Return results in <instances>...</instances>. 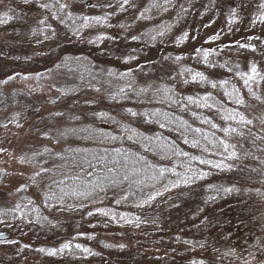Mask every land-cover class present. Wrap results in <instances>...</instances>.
<instances>
[{"label":"rangeland","instance_id":"obj_1","mask_svg":"<svg viewBox=\"0 0 264 264\" xmlns=\"http://www.w3.org/2000/svg\"><path fill=\"white\" fill-rule=\"evenodd\" d=\"M233 1H226V5L234 12L233 16L216 14L221 10L226 11L227 6L224 4L217 11L211 1L207 5L205 0L170 2L163 10L165 14L157 15L159 6L153 8L148 0H139L138 3L128 4H98L91 8L76 6L79 9L76 10L77 16L72 15L75 13L70 8L65 12L71 15L59 18L51 1L31 0L29 4H24L23 0H0V35L6 40L2 46V58L17 56L24 58L28 64V67L23 68L24 71L19 69V64V67L16 66L18 69L10 74H6L8 67L2 66L0 209L3 204L20 203L32 191L37 197L44 193V184L53 178L47 166L53 168V163L63 159L52 158L59 144L66 141L63 148H68L69 142L77 139L79 146L84 135L96 133L94 126L100 119L103 122L136 121L134 118L137 115L132 116L131 112L138 113V108L140 110L147 98L153 99L157 95L161 85L165 84L163 79L178 83L181 75L187 79L193 91L202 89L205 92L216 88L223 99L233 100L235 109L222 110L217 117L213 114L212 119L222 123L216 129L220 131L227 123L225 118L235 116V122H230L231 127L244 133L243 137L231 134L230 141L236 146L239 158L230 159L222 167L225 173L230 172L228 166L235 161L231 171L236 178L239 176L235 173H239L244 181H241L239 188L231 187L245 193L242 183L247 185L253 179L251 173L255 166L261 159L264 160V151L260 150L264 149V139H255L256 136L264 137V125L261 124L264 119V23L260 22L264 18V8L253 16V12L245 14L250 11L244 4L246 1ZM56 3L59 6L65 5L60 1ZM40 4H48L49 7L41 8ZM69 45L76 49L74 55H71L74 52H71ZM193 49L197 54L192 55ZM4 63L2 61V65L7 64ZM43 63H47L44 69H38V64ZM253 66L257 73L251 71ZM196 73H202L206 79L196 77L194 80ZM213 83L216 87L212 86ZM197 84L200 87L194 90ZM241 99L244 103H237ZM121 104H125L123 109L119 107ZM220 105L224 104L221 102ZM240 115L253 123L243 126L239 123ZM249 129L254 135H249ZM81 145L83 147L84 143ZM190 148L198 153L204 150L193 146ZM36 169L40 170L37 174L40 178L34 176ZM67 180L71 185L75 182ZM226 189H230V186ZM192 190L199 191V188ZM216 190V199L227 194L222 186ZM184 201L185 198L179 203L182 209L186 205ZM199 201L195 211L189 210L192 212L190 218L182 217L176 221L171 217L167 218L168 221L165 218L167 212L154 210L152 206L149 207L151 211L148 217L141 219L139 215L144 212L139 213V209L147 207L143 204L133 213L132 226L139 228V231L135 230L143 234L145 230L162 227H157L160 225L158 223L175 228L177 224L187 223L191 227L198 213L202 214L208 206L206 202ZM92 211L87 209L81 213L80 220L73 211L70 212L71 217L57 212L61 219L60 222L56 221L57 225L51 217L44 216L39 233L43 236L45 233H60L62 237L74 234L73 231L81 233L87 227L81 221L89 223L93 219L88 239L95 243L91 238L98 230L101 231L100 237H108L110 234L108 227L99 228L103 222L95 218L97 215H89ZM150 220L158 225L151 224ZM98 222L101 223L97 228ZM128 227L123 225L118 228L119 245L104 239L100 244L97 239V243L90 246L91 251L96 253L99 250V256H102L101 253L110 251L105 246L110 242L121 253ZM3 228L13 232L14 238L10 240V245L14 249H17L15 246H18V242H22L27 251L26 239L36 231L18 234L12 227ZM128 235L125 241L131 240L127 242L129 248L126 247V251L130 253L137 248L138 243L133 240L132 234ZM137 237H141V234ZM2 242L0 251L6 253L8 247L2 245ZM223 243L220 242V248ZM19 249L18 255L25 252ZM158 253L164 255L165 251L161 249ZM8 254L14 257L12 253ZM33 254H27L28 260Z\"/></svg>","mask_w":264,"mask_h":264},{"label":"trees","instance_id":"obj_2","mask_svg":"<svg viewBox=\"0 0 264 264\" xmlns=\"http://www.w3.org/2000/svg\"><path fill=\"white\" fill-rule=\"evenodd\" d=\"M38 1L53 2L59 18L71 15L65 12L70 8L75 13L72 15L77 16L76 10L79 9H76V6L91 8L98 4L123 3V0ZM55 1L63 2L67 7L58 8L59 5ZM88 1L91 4H87ZM174 1L179 0H148V3L152 4L153 8L159 6L160 11L157 15L160 13L163 15L166 6ZM209 1L217 11L221 10L224 4L226 5V1L234 2L233 0H205L204 3L210 5ZM244 1L250 9L245 14L253 12V16H256L263 9L260 5L264 4V0ZM138 2L139 0H129L128 3ZM226 6L227 10L224 8L226 11L221 10L216 14L233 16L234 12L231 7ZM3 42L6 40L0 35V79H2V66L8 67L6 74L14 73L19 64H21L19 69L22 71L25 70L23 68L28 67L24 58L17 56L2 58V46L6 44ZM69 47L72 48L71 52H74L71 55H74L76 49L73 45ZM192 53V55L197 54L194 49ZM2 61L3 63L6 61L7 64L2 65ZM46 64H38L40 66L38 69H44ZM215 76L219 75L215 74ZM180 78L178 83L163 79L165 84L161 85L159 92H156L157 95L153 99L146 97L147 100L140 110L138 108L137 116L134 118L136 121L103 122L100 119L94 126L96 133L84 135L79 146L77 139H72L68 148H63L66 141L59 144V149H55V155L52 158L61 160L63 157V159L53 163V168L47 166L53 178L49 179L46 184L42 183L45 187L44 193L37 197L35 192L32 191L31 194L28 192L29 196L24 197L20 203L3 204L0 209L3 227H12L18 234L20 232L30 234L36 231L26 239L27 243L24 242L28 248L27 251L22 242H18V246H15L17 249H14L10 245V240L3 241L2 245L8 248L5 251L7 254L0 251V264H194V262L195 264H245V261L248 264H262L264 262V162H262L264 160L261 159L255 166L254 172L251 173L253 179L247 185L242 183L246 192H239L241 176L235 173L239 176L238 179L231 171L232 163L235 161L230 163V172L225 173L226 170L222 167L228 163L227 161L230 162L227 157L232 149L226 152L221 142L234 144L230 141L231 134H226L223 129L232 126L230 122H235V120L225 118L227 123L219 131L216 129L222 123L219 120L216 121L217 119H212L213 114L217 117L222 110L235 109V105H232L233 100L228 97V99H223L215 90L216 88L205 92L202 89L193 91L187 79L183 75ZM199 87L200 85L197 84L194 90ZM188 97H192L191 102ZM205 97H208L207 101ZM221 102L224 105H220ZM123 105L125 104L119 107L123 109L125 107ZM131 109L134 110L132 107ZM161 123L165 127L161 128ZM213 124L216 127H213ZM195 129H200V131L197 132ZM130 136L132 139H129ZM185 139L188 143L184 142ZM194 141L195 146H193ZM190 146L204 150L198 153ZM182 153H188V155L185 156ZM139 157H143V161L136 163L135 167L143 168L144 171L132 177L130 181H123L122 176L126 171L123 166L125 160H127V167L130 168ZM201 160L212 163H201ZM113 161H119V163L114 164ZM144 161H147V165ZM213 164H221V167H213ZM109 168H113L114 171L110 173ZM161 168L166 169L163 175L159 173ZM37 169L34 176L40 172ZM201 173L207 175L200 178ZM37 177L40 178V176ZM185 178H191L187 184L183 182ZM67 179L74 180V184L71 185ZM173 183H178L179 186L172 187ZM165 186L169 190L165 191ZM221 186L224 189L230 186L233 190L227 191L226 195L216 199V189ZM231 186L238 188L234 189ZM193 188H199V191L192 190ZM157 191L161 194L148 204H144L147 207H142L143 210L139 209V213L144 212L139 215L141 219L144 216L148 217L151 206L154 210L167 212L165 218L171 217L175 221L182 217L190 218L192 212L189 210L195 211L199 200V202H206L208 206L202 214L198 213L191 227L184 223L177 224L176 229L169 227L166 222L170 228L168 230V227L163 226L162 223L158 225L150 220L151 224L162 227L145 230V234L138 233L139 228L132 226L133 213L140 208L138 205H143V200L147 199L150 194L155 195ZM80 193L87 194L81 195ZM183 198L186 204L184 209L179 205ZM117 200L119 203L116 202ZM87 209H93L92 213L97 215L95 218L103 222L101 226V222H98L97 228L99 226L102 229L108 227L110 234L108 237H100L101 231L97 229L91 241L97 243L98 239L101 244L104 239L119 245L120 229L118 228L129 225L125 236L132 234L133 240H137V248L132 249L130 253L127 252L126 247L129 248L127 242L131 239L125 241L124 236L122 243H125H123L121 253H118L115 245L110 242L105 245L110 248V251L105 248L107 252L101 253L105 255L104 258L103 255L99 256V250L93 253L90 246L95 243H91L88 239L93 219H90L89 223L81 221L87 225L82 231L84 233L81 232L82 234L73 231L74 234L62 237L60 233H45L44 236L39 233L44 216L51 217L57 225L56 221L61 220L57 212L71 217L70 212L73 211L80 220L81 213ZM99 209L107 211L109 215H103L97 211ZM150 218L155 221L153 216ZM139 234L141 237H137ZM222 241L224 243L220 248L219 244ZM36 244L38 248L35 247ZM64 244H68L69 248L60 251ZM153 247L157 249L153 250ZM85 248L89 251H84ZM225 248H228L226 252H224ZM18 249L25 252L18 255L20 253ZM52 249L57 250L55 255L48 254ZM101 249L104 250L103 247ZM161 249L165 251L164 255H159L158 251ZM29 252L34 254L28 260ZM8 253H12L14 257Z\"/></svg>","mask_w":264,"mask_h":264},{"label":"snow or ice","instance_id":"obj_3","mask_svg":"<svg viewBox=\"0 0 264 264\" xmlns=\"http://www.w3.org/2000/svg\"><path fill=\"white\" fill-rule=\"evenodd\" d=\"M30 2H31V0H23V3H24V4H29ZM123 2H124V4H128L129 0H123ZM40 7H41V8H48L49 5H48V4H40ZM60 7H61V8H65V7H67V5H60ZM122 7H123V5H122ZM260 7H261V8H264V4L260 5ZM141 15H143V13H141ZM96 19H99V18H96ZM0 22H2V21H0ZM260 22H261V23H264V18H262ZM161 35H162V33H161ZM185 36H187V34H185ZM133 39H135V37H133ZM241 47H243V45H241ZM197 51H199V50H197ZM206 56H207V52H205V57H206ZM251 71H252L253 73H257V69H256V67L253 66L252 69H251ZM196 77H200L201 80L206 79V78L203 76L202 73H196V75L193 77V79L195 80ZM249 79H251V77H249ZM222 83H227V81H223ZM247 83H248V79L245 80V84H247ZM212 86H213V87H216V84L213 83ZM250 91H251V90H250ZM255 98H256L257 100H260V99H261L260 97H255ZM204 99H205V101H207L208 97H205ZM188 100L191 102V101H192V97H188ZM237 103H244V101L241 99V100H238ZM205 106H209V105L205 104ZM129 112H131V110H129ZM131 115H132V116H136L137 113H135V112H131ZM226 119H233V120H235L236 117H235V116H230V117H226ZM239 123L242 124L243 126H248V125H251L253 122H252V120L247 119L245 116L240 115V116H239ZM261 124L264 125V119L261 120ZM160 127L163 128V127H165V125H164L163 123H161V124H160ZM213 127H216V125L213 124ZM195 131L199 132L200 129H195ZM223 131H224L226 134H234V133H236V134H239L241 137L244 136V133H243V132H239L238 129H237L236 127H231V126H229V127L225 128V129H223ZM249 135H254L253 133H251V130H250V129H249ZM113 139H115V137H113ZM129 139H132V137L130 136ZM255 139H264V137L256 136ZM255 139L253 140V143H254V144H255ZM184 142H185V143H188V140L185 139ZM221 144L223 145V147H224V149H225L226 152H227L230 148L232 149V151L230 152L229 156L227 157L228 159H233V158L238 159V158H239L238 153L235 151V148H236L235 145H229V144L224 143L223 141L221 142ZM195 145H196V142L194 141V142H193V146H195ZM169 150H171V149H169ZM260 150H261V151H264V149H260ZM117 151H118V150H117ZM182 155L187 156L188 153H182ZM193 159H195V157H194ZM141 161H143V157H139L136 161L133 162L132 166H131L130 168H128V167H127V160H125V164H124L123 166L126 168V171H125V174L122 176V180H123V181H130V180L132 179V177H136V176H138L142 171H144L143 168L137 169V168L135 167V164H136V163H140ZM113 163L116 164V163H119V161H113ZM201 163L211 164L212 162H211V161L201 160ZM144 164L147 165V161H144ZM213 167L220 168V167H221V164H213ZM228 167H231V165H229ZM108 171L111 173V172L114 171V169H113V168H109ZM165 171H166V169L161 168V169L159 170L160 175H163ZM189 171H191V169H189ZM205 175H207V174H206V173H201V174H200V178H202V177L205 176ZM189 179H191V178H185L183 182H184L185 184H187V183L189 182ZM137 182H138V181H137ZM178 186H179L178 183H173V184H172V187H178ZM167 190H169V189H168L167 186H165V191H167ZM232 190H233V189H225V191H232ZM80 194H81V195H86L87 193H80ZM160 194H161V193H160L159 191H157L155 195H151V194H150V195L148 196V198L145 199V200L143 201V204H148L151 200H154V199L156 198V196H157V195H160ZM116 202L119 203V200H117ZM138 206H141V205H138ZM97 211H99L100 213H102V214L105 215V216L109 215V213H108L107 211L103 210V209H99V210H97ZM89 215H93V213H92V212H89ZM121 218L124 219V217H121ZM77 247H80V246L77 245ZM66 248H69V245H68V244H64V245L62 246V248L60 249V251H63V249H66ZM41 251H44V249H41ZM84 251L87 252V251H89V250L85 248ZM56 253H57V250H56V249L49 250V252H48L49 255H55ZM253 258H255V257H253ZM194 264H195V262H194ZM245 264H248V262L245 261ZM262 264H264V262H262Z\"/></svg>","mask_w":264,"mask_h":264},{"label":"water","instance_id":"obj_4","mask_svg":"<svg viewBox=\"0 0 264 264\" xmlns=\"http://www.w3.org/2000/svg\"><path fill=\"white\" fill-rule=\"evenodd\" d=\"M88 4H91L90 1H88ZM12 237V232L9 229L2 228L0 229V240L5 241L9 240Z\"/></svg>","mask_w":264,"mask_h":264}]
</instances>
